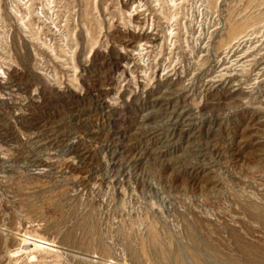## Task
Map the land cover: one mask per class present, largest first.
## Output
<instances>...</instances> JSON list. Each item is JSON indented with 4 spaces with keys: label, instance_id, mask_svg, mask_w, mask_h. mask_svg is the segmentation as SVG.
I'll list each match as a JSON object with an SVG mask.
<instances>
[{
    "label": "rangeland",
    "instance_id": "obj_1",
    "mask_svg": "<svg viewBox=\"0 0 264 264\" xmlns=\"http://www.w3.org/2000/svg\"><path fill=\"white\" fill-rule=\"evenodd\" d=\"M262 59L264 0H0V264H264Z\"/></svg>",
    "mask_w": 264,
    "mask_h": 264
},
{
    "label": "bare ground",
    "instance_id": "obj_2",
    "mask_svg": "<svg viewBox=\"0 0 264 264\" xmlns=\"http://www.w3.org/2000/svg\"><path fill=\"white\" fill-rule=\"evenodd\" d=\"M9 15V14H8ZM11 15V14H10ZM249 36V35H248ZM254 37V36H253ZM245 37H243L242 39H240V40H237L235 43H233L232 44V47H231V50L229 51V53L231 54V52L234 50V48L236 47V49H235V52H234V54H233V56L231 57V58H233V57H237V56H239L238 54H246V51L244 50V48L243 49H241L240 51H238L239 50V48H240V46L242 45L241 43V41L244 39ZM236 39H238V37L236 38ZM246 39V38H245ZM255 39V38H254ZM141 42H142V40H141ZM127 44V43H126ZM131 44V43H130ZM229 45V44H228ZM254 45V44H253ZM133 47V46H132ZM251 47V46H250ZM139 48V47H138ZM202 49V48H201ZM95 53V52H94ZM202 53V52H201ZM224 53V52H223ZM222 54V53H221ZM229 54V55H230ZM228 54L226 55V57L227 56H229ZM254 55V54H253ZM223 56H224V54H223ZM252 56V55H251ZM257 56V55H256ZM220 57H222V55L220 56ZM248 56L246 55V57L245 58H247ZM121 58V57H120ZM250 58V57H249ZM263 58V57H262ZM109 59V58H108ZM218 59V58H217ZM224 59V58H223ZM244 58H242L241 60H239L237 63H239V62H241L242 60H243ZM135 61V60H134ZM226 59H224L223 60V64H225L226 65ZM114 62V61H113ZM119 62V61H118ZM228 62V61H227ZM101 63V62H100ZM135 63V62H134ZM222 63V62H221ZM230 63V62H229ZM233 63V62H232ZM259 67L257 68V69H259L260 68V66H262V65H264V61H263V59L262 60H259ZM116 64H119V63H116ZM217 64V63H216ZM222 64V65H223ZM228 65V64H227ZM243 65H245V64H243ZM257 65V64H256ZM101 66H103V65H101ZM95 67V66H94ZM214 67V66H213ZM263 67V66H262ZM110 68V67H109ZM108 68V69H109ZM113 68V67H112ZM253 68V67H252ZM234 69V68H233ZM96 70V69H95ZM113 70V69H112ZM219 70V69H218ZM232 70V69H231ZM93 71H94V69H93ZM214 71V70H213ZM260 71V70H259ZM91 72V71H90ZM112 72V71H111ZM208 72V71H207ZM227 72V71H226ZM257 72V71H256ZM92 73V72H91ZM215 73V72H214ZM216 73H217V71H216ZM230 73V72H229ZM101 74V73H100ZM171 74V73H170ZM206 74V73H205ZM211 74V73H210ZM219 74V73H218ZM93 75H95V74H93ZM103 75V74H102ZM106 75H107V73H106ZM97 76V75H96ZM169 76V75H168ZM105 77V76H104ZM256 77H257V75H256ZM11 78V77H10ZM103 78V77H102ZM110 78V77H109ZM230 78V77H229ZM87 79V78H86ZM89 79V78H88ZM236 79V78H235ZM258 79V78H257ZM17 80V79H16ZM229 80V79H228ZM239 81V80H238ZM19 82V81H18ZM17 81H16V83H18ZM101 82V81H100ZM103 82V81H102ZM107 82V81H106ZM218 82V81H217ZM223 82V81H222ZM221 82V83H222ZM235 82V81H234ZM97 83V82H96ZM229 83V82H228ZM263 84H264V82H262ZM87 84H89V83H87ZM95 84V83H94ZM100 84H102V83H100ZM209 84V83H208ZM207 84V85H208ZM215 84V83H214ZM231 84V83H230ZM229 84V85H230ZM87 86V85H86ZM89 87V86H88ZM91 87V86H90ZM214 87V86H213ZM175 89V88H174ZM174 89H170V90H174ZM213 89V88H212ZM5 90V89H4ZM42 90H44V89H42ZM91 90V89H90ZM53 91V90H52ZM57 91V90H56ZM211 91V90H210ZM72 92V91H71ZM176 92H178V91H176ZM209 92V91H208ZM229 92V91H228ZM40 94V93H39ZM47 94V93H46ZM60 94V93H59ZM63 95V94H62ZM163 95H165V94H163ZM162 95V96H163ZM59 96H61V95H59ZM66 96V95H65ZM43 97V96H42ZM64 97V96H63ZM62 97V98H63ZM154 97H156V96H154ZM168 97V96H167ZM36 98V97H35ZM44 98V97H43ZM46 98V97H45ZM61 98V99H62ZM4 99V98H3ZM15 99V98H14ZM71 99H72V97H71ZM186 99V98H185ZM53 100V99H52ZM64 100V99H63ZM69 100V99H68ZM152 100V99H151ZM182 100V99H181ZM43 101V100H42ZM61 101V100H60ZM72 101V100H71ZM186 101V100H185ZM52 102V101H51ZM70 102V101H69ZM12 103V102H11ZM48 103H49V101H48ZM261 103V102H260ZM31 104V103H30ZM66 104V103H65ZM74 104V103H73ZM166 104V103H165ZM185 104V103H184ZM261 104H264L263 103V101H262V103ZM45 105V104H44ZM28 106V105H27ZM43 106V105H42ZM71 106V105H70ZM20 107V106H19ZM55 107V106H54ZM17 108V107H16ZM27 108V107H26ZM52 108V107H51ZM8 109V108H7ZM46 109V108H45ZM186 110V109H185ZM188 110V109H187ZM24 113H25V111H24ZM193 114V113H192ZM47 115H48V113H47ZM184 117H185V119H186V114H184L183 115ZM194 116V115H193ZM180 117V116H179ZM261 117V116H260ZM52 118V117H51ZM193 118V117H192ZM25 119V118H24ZM48 119V118H47ZM44 120V119H43ZM51 120V119H50ZM260 120V119H259ZM39 121V120H38ZM45 122H47V121H45ZM52 122V121H51ZM31 124V123H30ZM257 124V123H256ZM255 124V125H256ZM44 125V124H43ZM45 127V126H44ZM52 127V126H51ZM38 128V127H37ZM36 128V129H37ZM49 128V127H48ZM45 129V128H44ZM42 130V129H41ZM46 132V131H45ZM44 133V132H43ZM263 133V132H262ZM42 134V133H41ZM64 134V133H63ZM58 135V134H57ZM56 135V136H57ZM51 136V135H50ZM55 136V137H56ZM57 140V139H56ZM62 140V139H61ZM48 142V141H47ZM58 142V141H57ZM56 142V143H57ZM46 143V142H45ZM44 143V144H45ZM52 143V142H51ZM60 143V142H59ZM46 145V144H45ZM48 147V146H47ZM51 147V146H50ZM53 148V147H52ZM82 154V153H81ZM78 155V154H77ZM84 161V160H83ZM53 162V161H52ZM51 163V162H50ZM46 165V164H45ZM50 167V166H49ZM52 167V166H51ZM53 169V168H52ZM50 170V169H49ZM26 233V232H25ZM30 234V233H29ZM17 235H19L20 237H21V243L24 245L23 247H25V249L26 250H28V251H30V254H32V255H34L33 256V258H36L37 256L35 255V253H40V251H42V250H44V249H47V246H50V243L48 242V241H46L44 238H42V237H39V236H35V237H32V236H28L27 234H22V235H20V234H18L17 233ZM18 236V237H19ZM21 244V245H22ZM24 249V248H23ZM22 249V247H21V249L19 248V250L17 249V253L16 254H18V252L19 253H22V252H20L21 250H23ZM15 251V250H14ZM13 253V252H12ZM11 253V254H12ZM28 253V252H27ZM13 254H15V253H13ZM30 257V256H29ZM31 258V257H30ZM29 258V259H30ZM32 258V259H33ZM33 260H35V259H33Z\"/></svg>",
    "mask_w": 264,
    "mask_h": 264
}]
</instances>
